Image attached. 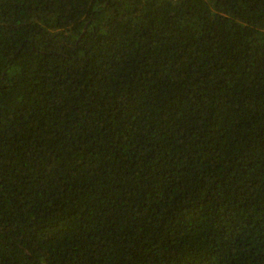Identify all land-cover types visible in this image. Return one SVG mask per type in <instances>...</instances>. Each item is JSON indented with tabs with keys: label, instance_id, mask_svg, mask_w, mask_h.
Returning a JSON list of instances; mask_svg holds the SVG:
<instances>
[{
	"label": "trees",
	"instance_id": "1",
	"mask_svg": "<svg viewBox=\"0 0 264 264\" xmlns=\"http://www.w3.org/2000/svg\"><path fill=\"white\" fill-rule=\"evenodd\" d=\"M0 264H264V0H0Z\"/></svg>",
	"mask_w": 264,
	"mask_h": 264
},
{
	"label": "built area",
	"instance_id": "2",
	"mask_svg": "<svg viewBox=\"0 0 264 264\" xmlns=\"http://www.w3.org/2000/svg\"><path fill=\"white\" fill-rule=\"evenodd\" d=\"M173 1H177V0H173Z\"/></svg>",
	"mask_w": 264,
	"mask_h": 264
}]
</instances>
